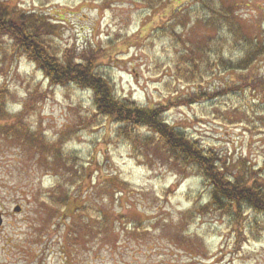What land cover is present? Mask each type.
Returning a JSON list of instances; mask_svg holds the SVG:
<instances>
[{
	"label": "rangeland",
	"instance_id": "1",
	"mask_svg": "<svg viewBox=\"0 0 264 264\" xmlns=\"http://www.w3.org/2000/svg\"><path fill=\"white\" fill-rule=\"evenodd\" d=\"M223 1L244 27L236 37L218 31L217 21L216 28L169 31L179 20L175 7L189 9L193 21L200 11L206 22L215 17L195 0L152 8L144 0L0 4L45 16L58 27L50 40L62 55H99V72L118 97L165 105V119L220 161L246 160L264 175V90L211 101L199 95L264 76V57L244 75L209 69L205 37L218 35L216 45L234 60L252 38L264 41V0ZM14 44L0 36V94H7L0 102V264H264L263 216H223L208 205L209 188L196 171L180 174L160 151L135 148L101 116L86 126L92 92L51 86L31 60L13 54ZM185 54L198 61L193 79L184 76Z\"/></svg>",
	"mask_w": 264,
	"mask_h": 264
},
{
	"label": "trees",
	"instance_id": "2",
	"mask_svg": "<svg viewBox=\"0 0 264 264\" xmlns=\"http://www.w3.org/2000/svg\"><path fill=\"white\" fill-rule=\"evenodd\" d=\"M168 1L144 0L149 3L147 5L150 8ZM195 1L196 6L201 7V10L202 8L210 10L215 17L206 22V18L198 16V13L203 12L200 11L196 13V19L193 21L194 13H189V9L183 12L175 7L174 14L179 20L171 24L169 31L180 30V28L186 31L191 24L195 26L200 23L205 24L207 29L216 28L215 21L219 24L218 31H232L235 37L243 31L244 27L234 18L236 17L234 9L232 10V6L226 1L219 0V5L213 4L214 0ZM234 6L238 7L239 3ZM57 31L58 27L45 16L20 9H8L0 4V36H9L15 40L12 46L13 54L31 60L43 72L51 86L74 85L81 90L92 92L94 114L86 122V126L92 127L96 118L101 116L114 123L117 127V136L130 142L135 148L154 150L155 154L157 150L160 151L162 156L174 165L176 171H181L180 174H189L190 170L196 171V174L204 179L209 188L208 205L223 216H235L238 219L241 212L252 211L264 217V175L262 171H254L255 167L248 165L246 160L234 164L220 161L212 149L207 150L200 146L183 130L165 119V113L168 110L165 105L157 108L141 107L130 99L118 97L110 81L99 72V55H84L82 58L70 56L69 52L64 54L65 56L62 55L50 40V36L56 34ZM204 39L207 40L204 52L210 58L208 66L212 71L219 69L224 73L233 72L236 75H244L255 69L256 64L264 57V41L258 36L250 40V48L246 52L242 51V57L237 60L225 58L216 45L217 43L222 45L218 35L216 39L210 37ZM180 60L184 63V71L187 70L184 76L195 78L200 70L198 68L197 72L194 71L198 61L190 60V56L186 54L182 55ZM244 79L235 87L223 88L216 93L200 92L199 95L211 101L217 100L220 96H227L233 91L245 93L248 90H254V92L257 89L264 90V76L261 78L244 77ZM6 95V93L0 94V102H5ZM195 100V98L192 99L189 104L196 102ZM142 130L152 133V137H143L140 133ZM58 203L63 205L65 202L62 200ZM205 208L202 207V212ZM200 210L201 208L197 211Z\"/></svg>",
	"mask_w": 264,
	"mask_h": 264
},
{
	"label": "water",
	"instance_id": "3",
	"mask_svg": "<svg viewBox=\"0 0 264 264\" xmlns=\"http://www.w3.org/2000/svg\"><path fill=\"white\" fill-rule=\"evenodd\" d=\"M3 225V217H2V215L0 214V226H2Z\"/></svg>",
	"mask_w": 264,
	"mask_h": 264
}]
</instances>
